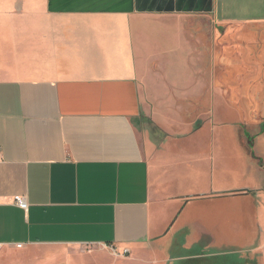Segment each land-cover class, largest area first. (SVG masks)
<instances>
[{
    "label": "crops",
    "instance_id": "1",
    "mask_svg": "<svg viewBox=\"0 0 264 264\" xmlns=\"http://www.w3.org/2000/svg\"><path fill=\"white\" fill-rule=\"evenodd\" d=\"M206 19L207 71L185 38ZM158 57L234 118L140 132ZM263 114L264 0H0V264H232L212 211L239 198L264 264Z\"/></svg>",
    "mask_w": 264,
    "mask_h": 264
},
{
    "label": "rangeland",
    "instance_id": "2",
    "mask_svg": "<svg viewBox=\"0 0 264 264\" xmlns=\"http://www.w3.org/2000/svg\"><path fill=\"white\" fill-rule=\"evenodd\" d=\"M198 24L199 27L185 23V38L191 44V52L199 51L201 53L199 62L202 69L207 71L209 63L208 54L210 52L208 47L213 37L208 30L207 19L201 20ZM174 25H177V23ZM193 44L198 49H193ZM160 61L161 60L158 57L153 63V70H155L159 76H156L157 78H155V81L147 82L149 87L154 83L159 85L157 88L158 94L156 95V92L153 91L155 94H152L153 96H150L149 100L145 99L140 122V132L144 129L148 132V129H150L152 138H154V140H160V133H158V131L153 133L155 128L151 127L150 124L167 131L169 135L176 136L178 135L177 126H188L190 129L197 128L206 122L212 121L214 119V114L217 121H229V119L234 118L235 114H231L230 110L227 112V110L221 105V103L226 105V101L222 95L223 92L220 89H217L216 91L215 100L217 103L215 104L216 106L214 105L215 108H213V97L210 96L213 76H162ZM189 62H192V57ZM221 77V82H219V76L216 78L218 79V85L223 83V76ZM140 83L146 90L147 88L144 86L146 84L144 78H142ZM228 90L231 91L230 88H228ZM199 91L201 92L198 96ZM229 97L230 101L235 102L234 104H230V106L236 110L239 119L243 120V115L244 113L247 115V112H242L244 107L239 103L240 98L235 101L231 94H229ZM229 116L231 118H229ZM240 126L245 129V125L242 124ZM238 129L240 130V127ZM239 135L242 137L241 132ZM240 176L241 175L237 174V171L234 172L232 184L235 187L233 190L245 188L244 185H249L247 188L257 187L254 175V180H249L248 178L244 179L245 177ZM221 177L222 176H220L218 180L227 182L228 185V178ZM201 188L203 189L204 187L201 186ZM237 200L238 202L233 203L232 205L228 204L227 210H224V208L221 209L217 206L215 212L214 210L212 211L213 214L216 213L215 227L217 229V234L223 241H225V244H222V247H229L234 251L232 256L227 257L232 264H242V259L251 260V255L246 252L241 253V251H244L247 247L253 248V245L256 243L257 245H260L254 234L257 225L254 223L255 218L251 205L249 203L244 204L241 198ZM225 219L227 220V223L224 222ZM231 241L232 246H228Z\"/></svg>",
    "mask_w": 264,
    "mask_h": 264
},
{
    "label": "built area",
    "instance_id": "3",
    "mask_svg": "<svg viewBox=\"0 0 264 264\" xmlns=\"http://www.w3.org/2000/svg\"><path fill=\"white\" fill-rule=\"evenodd\" d=\"M13 202H14V204H15L16 206H18L20 209H22V210H26V209H27V202H26V200H25L24 197L16 196V197L13 198ZM109 249H110V251H111L113 254L120 255V253L117 251L116 248H114V247H109ZM125 254H127V251H126V250H124V251L122 252L121 255H125Z\"/></svg>",
    "mask_w": 264,
    "mask_h": 264
},
{
    "label": "flooded vegetation",
    "instance_id": "4",
    "mask_svg": "<svg viewBox=\"0 0 264 264\" xmlns=\"http://www.w3.org/2000/svg\"><path fill=\"white\" fill-rule=\"evenodd\" d=\"M238 78H240V77H237L236 79H238ZM239 80V79H238Z\"/></svg>",
    "mask_w": 264,
    "mask_h": 264
},
{
    "label": "water",
    "instance_id": "5",
    "mask_svg": "<svg viewBox=\"0 0 264 264\" xmlns=\"http://www.w3.org/2000/svg\"><path fill=\"white\" fill-rule=\"evenodd\" d=\"M264 115V114H263Z\"/></svg>",
    "mask_w": 264,
    "mask_h": 264
}]
</instances>
